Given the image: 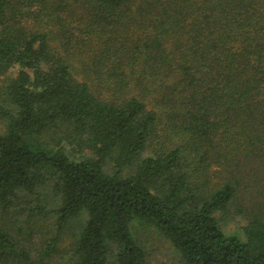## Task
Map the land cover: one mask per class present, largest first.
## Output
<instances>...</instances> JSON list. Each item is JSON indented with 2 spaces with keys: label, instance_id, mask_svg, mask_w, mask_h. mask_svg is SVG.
I'll return each instance as SVG.
<instances>
[{
  "label": "trees",
  "instance_id": "obj_1",
  "mask_svg": "<svg viewBox=\"0 0 264 264\" xmlns=\"http://www.w3.org/2000/svg\"><path fill=\"white\" fill-rule=\"evenodd\" d=\"M0 124V264H264V0H0Z\"/></svg>",
  "mask_w": 264,
  "mask_h": 264
},
{
  "label": "rangeland",
  "instance_id": "obj_2",
  "mask_svg": "<svg viewBox=\"0 0 264 264\" xmlns=\"http://www.w3.org/2000/svg\"><path fill=\"white\" fill-rule=\"evenodd\" d=\"M1 128L2 126L0 124V131ZM49 219L47 222H43L45 226L44 233L53 232L54 230V220L52 218ZM237 223L231 221L229 222V226H225L224 229H228L229 232H236L239 228ZM69 230L64 234L60 245L62 251H65L71 246L72 235ZM134 233L147 247L150 264H178V253L174 250L169 240L158 230L142 222H137L134 225Z\"/></svg>",
  "mask_w": 264,
  "mask_h": 264
}]
</instances>
